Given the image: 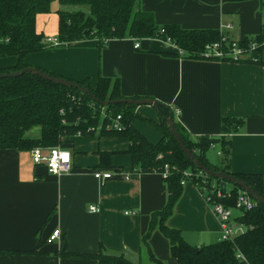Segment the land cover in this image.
I'll return each mask as SVG.
<instances>
[{
    "label": "crops",
    "instance_id": "crops-1",
    "mask_svg": "<svg viewBox=\"0 0 264 264\" xmlns=\"http://www.w3.org/2000/svg\"><path fill=\"white\" fill-rule=\"evenodd\" d=\"M135 9L151 13L158 26L213 30L238 42L252 40L264 27V0H137ZM50 14L36 16V32L57 39L58 16ZM136 41L138 49L132 39L110 40L100 52L94 39L59 43L26 55L23 64L73 82L85 80L92 88L99 76L117 78L121 97L161 104L192 138L220 137L222 118L240 119L238 131L223 137L230 142L229 170L261 176L264 191V44L259 63H235L190 60L171 44ZM16 63L15 57L0 59V69ZM134 114L135 130L149 143H159L163 134L156 108L140 105ZM99 133L63 138L59 147L70 154L72 169L60 176L33 165L30 151L0 150V264H97L66 255L101 250L132 264H155L142 243L148 232L153 257L176 264L167 239L156 227L149 230L152 214L163 209L168 197L161 173L140 172L132 165L128 139ZM24 136L37 139L40 129ZM100 153L111 155L109 169L115 174L104 182L93 177L107 170L99 165ZM205 195L185 182L166 220L191 247L217 243L222 234ZM89 206L99 211L89 213ZM239 216L233 214V223ZM55 230L59 237L48 243Z\"/></svg>",
    "mask_w": 264,
    "mask_h": 264
},
{
    "label": "trees",
    "instance_id": "trees-1",
    "mask_svg": "<svg viewBox=\"0 0 264 264\" xmlns=\"http://www.w3.org/2000/svg\"><path fill=\"white\" fill-rule=\"evenodd\" d=\"M136 1L58 0L60 10L56 12L57 41L74 43L94 39L98 42L100 52L110 40H169L170 44L183 52V58L205 60L202 57L205 45L217 42L221 37L218 31L213 30H183L174 25L158 26L151 13L135 9ZM51 2L52 0H0V59H17L14 67L0 69V74H12L28 68L23 64L26 55L52 47L42 34L36 32L35 26L37 15L50 13ZM251 42L256 45L251 52L254 61L248 58L236 63H259V54L264 44V27L252 40L243 39L239 44L244 46ZM37 70L61 78L42 69ZM73 83L88 89L100 102L124 99L119 94L117 78L99 76L94 88L85 80ZM135 107L137 106L127 104L102 107L77 89L55 85L29 73L13 78H0V150L29 152L34 148L48 149L60 146L64 137L91 135L97 129L100 135L126 138L130 144L127 154L137 170L144 173H162L165 165L169 168L164 178L168 191L167 201L161 211L152 214L149 230L156 227L167 239L170 257L176 264H264L263 205L256 204L252 210L243 212L235 219L244 228L243 233L214 244L191 247L182 240L179 231L166 226V220L171 216L181 194L180 182L184 179V171L191 174V178L186 181L192 182L199 193L206 194L205 197L215 198L211 191L217 190L224 195L229 194L228 198L213 200L227 208L233 207L238 191L242 190L204 175L185 158L167 130L166 120L171 118V114L161 104H157L156 110L161 120L158 129L163 138L157 144L149 143L132 125L138 118L134 114ZM116 117H120V130L112 128ZM173 123L184 146L199 163L211 171L234 176L264 199L261 176L236 175L229 170L230 142L223 137L238 131L242 124L240 119L222 118L220 137L192 138L178 123ZM32 128L40 129V137L25 138V133ZM216 145L220 156L218 167L209 164L205 156ZM110 156L109 153L99 154V165L104 169L110 170ZM148 235L149 232L143 237V247L147 249L152 262L162 264L153 257L147 246ZM66 256L92 259L97 264H132L121 255L107 254L102 250L95 255Z\"/></svg>",
    "mask_w": 264,
    "mask_h": 264
},
{
    "label": "built area",
    "instance_id": "built-area-1",
    "mask_svg": "<svg viewBox=\"0 0 264 264\" xmlns=\"http://www.w3.org/2000/svg\"><path fill=\"white\" fill-rule=\"evenodd\" d=\"M227 29L230 28V26H226ZM46 42L58 46L59 42L57 39H50L46 38ZM163 43L170 44L169 40H166ZM172 45V44H171ZM138 41L135 40V45L133 46V49H138ZM256 48V45L251 42L249 44H246L244 46H241L238 41L230 40L225 35L221 34V37L219 41L213 42L210 44L205 45L202 57L205 58V60H214V61H222V60H228L232 62H239L242 60H246L248 58H251V52L254 51ZM178 55L182 56L183 52L179 49ZM253 60V59H252ZM254 61V60H253ZM120 117H116L114 120V124L112 125V128L115 130H120V124H119ZM44 149L42 148H34L30 151V158L33 165H42L46 172L50 174L51 176H60L63 174H68L71 171V159L70 154L63 148L57 146L46 149V152H43ZM219 155V153H218ZM169 168L167 165L163 167V172L161 173L163 179L168 174ZM111 170H103V171H97L93 174V177L97 181H107L114 178L115 174H113ZM119 173L117 172L116 175ZM120 176V175H119ZM183 180H181L180 184L183 185L188 178H191V174L189 172H182ZM211 194H215V198H212L211 196L205 197L207 203L209 204L212 213L217 218L220 227H221V237L220 240H228L231 237L241 234L244 232L243 227H232L230 224V217L232 210L238 211L240 214H242L245 211L252 210L256 203L255 201L244 191H238L234 205L232 208H227L223 204L214 202V199H221V198H228L229 194H222L219 190L217 191H211ZM99 209L96 206H89L88 212L89 213H97ZM59 237V231L55 230L48 238L47 242L51 243L56 238Z\"/></svg>",
    "mask_w": 264,
    "mask_h": 264
},
{
    "label": "water",
    "instance_id": "water-1",
    "mask_svg": "<svg viewBox=\"0 0 264 264\" xmlns=\"http://www.w3.org/2000/svg\"><path fill=\"white\" fill-rule=\"evenodd\" d=\"M25 73H29L31 75L37 76L55 85H59L65 88L77 89L82 94H85L86 96H88L95 103L100 104V106L102 107H106L109 105H120V104L135 105V106L147 105V106H152L154 108L157 107L156 102L152 100H147V99H140V100L120 99V100H114V101L100 102L93 95L90 94V91L88 89L82 88L80 85L74 84L71 81L52 77L46 73L41 72L40 70H37L36 68H31V67L22 69L12 74H0V78H13V77H18L20 75H23ZM166 127L169 133L171 134V136L173 137L174 141L178 145L179 149L184 154L185 158L189 160L197 170H199L201 173H203L206 176L235 185L236 187H238L239 189L247 193L255 201L256 204H260L264 206V199L260 197L258 194H256L253 190H251V188L246 186L241 180L235 178L234 176H229V175H225L220 172L211 171L208 168L204 167L201 163H199L197 159L194 157V155L189 150H187V148L184 146L183 142L179 138L174 128L173 120L171 118H168L166 120Z\"/></svg>",
    "mask_w": 264,
    "mask_h": 264
},
{
    "label": "rangeland",
    "instance_id": "rangeland-1",
    "mask_svg": "<svg viewBox=\"0 0 264 264\" xmlns=\"http://www.w3.org/2000/svg\"><path fill=\"white\" fill-rule=\"evenodd\" d=\"M56 10H60V5H59V2L58 0H52L51 4H50V15H53L55 14L56 15ZM49 44V43H48ZM51 45V44H50ZM52 46H55V45H52ZM136 120V119H135ZM134 120V121H135ZM133 121V122H134ZM206 159L207 161L209 162V164L213 165V166H219L220 165V156L218 155V148L215 147V148H212V149H209L207 152H206ZM229 185V184H228ZM230 186V185H229ZM233 212V211H232ZM238 212H233L231 214V217H230V224L236 226V227H240L236 222L233 223V214H237Z\"/></svg>",
    "mask_w": 264,
    "mask_h": 264
}]
</instances>
